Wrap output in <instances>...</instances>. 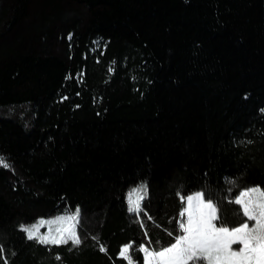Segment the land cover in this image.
Instances as JSON below:
<instances>
[{
    "label": "trees",
    "instance_id": "1",
    "mask_svg": "<svg viewBox=\"0 0 264 264\" xmlns=\"http://www.w3.org/2000/svg\"><path fill=\"white\" fill-rule=\"evenodd\" d=\"M0 158V264H144L196 192L239 226L229 201L264 190V0H0ZM77 206L78 247L20 230Z\"/></svg>",
    "mask_w": 264,
    "mask_h": 264
},
{
    "label": "snow or ice",
    "instance_id": "2",
    "mask_svg": "<svg viewBox=\"0 0 264 264\" xmlns=\"http://www.w3.org/2000/svg\"><path fill=\"white\" fill-rule=\"evenodd\" d=\"M0 164L8 167L2 158ZM146 191L147 185L143 184L128 195L130 213L139 216L144 211L145 196L141 193ZM180 198L185 205L177 225L180 234L175 236L174 243L160 250L137 246L136 251L143 253L144 264H264V190L259 187L242 190L229 201L238 205V213L246 218L239 226L231 228L226 226L218 205L211 198L206 200L203 192ZM145 216L151 219L146 213ZM249 222H252L251 227ZM50 223L59 227L55 231L49 228L47 235H37L38 225H21L20 230L26 233L27 239L44 245L61 246L71 242L73 247H78L82 244L77 232L81 224L79 206ZM233 245L240 247L237 250ZM130 248L131 245L126 246L120 253L128 264H132ZM100 250L105 249L101 246ZM2 252L3 246L0 245ZM56 258L61 259L59 256Z\"/></svg>",
    "mask_w": 264,
    "mask_h": 264
},
{
    "label": "rangeland",
    "instance_id": "3",
    "mask_svg": "<svg viewBox=\"0 0 264 264\" xmlns=\"http://www.w3.org/2000/svg\"><path fill=\"white\" fill-rule=\"evenodd\" d=\"M143 184H145V183L139 184V185L136 186L135 188L131 189V190L128 192L127 197H128V195H129L134 189H136L137 187H139V186H141V185H143ZM259 188H260V187H259ZM141 194L144 195V196H146L147 191H146V193H145V192H142ZM128 205H129V204H128ZM65 214H66V213H65ZM65 214H61V215H65ZM61 215H58V216H55V217H51V218H47V219H40V220H38L36 223L31 224V225H28V226L38 225V226H39V231H38L37 235H47V233H48V231H49V228H51L53 231H55V229H56L57 227H59V225L51 224L50 221L55 220L57 217H59V216H61ZM41 220L44 221L43 224L40 223ZM249 226H250V227L252 226V222H249ZM79 231H80V226L77 228V232H78V234H79ZM239 247H240L239 245H233V248H234V249H237V250H238Z\"/></svg>",
    "mask_w": 264,
    "mask_h": 264
}]
</instances>
